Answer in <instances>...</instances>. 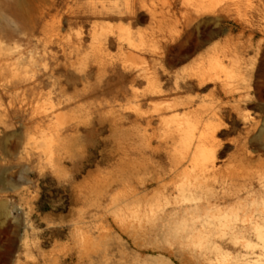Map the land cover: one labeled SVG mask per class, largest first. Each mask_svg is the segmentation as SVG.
<instances>
[{
	"label": "rangeland",
	"instance_id": "obj_1",
	"mask_svg": "<svg viewBox=\"0 0 264 264\" xmlns=\"http://www.w3.org/2000/svg\"><path fill=\"white\" fill-rule=\"evenodd\" d=\"M217 61L215 80L192 76ZM220 81L245 96L217 164L264 171V0H0V264H264L259 248L145 238L117 218L147 128L133 91L161 85L140 102L157 117L174 99L229 102Z\"/></svg>",
	"mask_w": 264,
	"mask_h": 264
},
{
	"label": "bare ground",
	"instance_id": "obj_2",
	"mask_svg": "<svg viewBox=\"0 0 264 264\" xmlns=\"http://www.w3.org/2000/svg\"><path fill=\"white\" fill-rule=\"evenodd\" d=\"M220 66L217 61L211 68L192 76L215 80ZM220 85L232 94L229 102L214 98L197 108L195 100L174 99L156 110L157 117L143 113L140 102L163 96L161 85L149 82L143 90L133 91L131 102L147 125L145 146L134 151L137 159L128 178L131 188L126 199L124 192L120 194L117 212L120 225L133 234L146 238L168 228L177 234L171 240L173 243L216 251L228 243L264 251V171L238 172L217 164L221 146L217 135L223 131V114L229 108L239 109L245 96L234 95L237 91L227 89L222 81ZM182 87L185 86L178 84L176 90ZM250 116L243 114L249 127L256 129L255 117ZM148 128L153 130L150 135L146 134ZM154 143H157L155 148ZM162 152L169 157V167L155 166L146 157L147 154L159 156ZM243 154V159H250ZM255 180L262 187L260 200L256 197L259 193ZM256 203L259 204L254 207Z\"/></svg>",
	"mask_w": 264,
	"mask_h": 264
}]
</instances>
